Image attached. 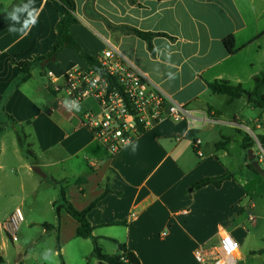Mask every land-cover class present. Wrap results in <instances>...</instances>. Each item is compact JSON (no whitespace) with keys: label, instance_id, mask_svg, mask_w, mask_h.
Masks as SVG:
<instances>
[{"label":"crops","instance_id":"1","mask_svg":"<svg viewBox=\"0 0 264 264\" xmlns=\"http://www.w3.org/2000/svg\"><path fill=\"white\" fill-rule=\"evenodd\" d=\"M26 2L0 0V182L1 175L2 180L8 176L13 185L8 199L0 202V264H46L42 244L51 237L53 257L64 264L66 247L79 239L78 224L63 209L57 219L53 203L59 194L52 181L60 184L77 211L100 199L87 220L108 256H121L119 243L140 264H198L196 248L217 246L222 233L244 240L253 224L250 215L244 219L245 209L254 207L253 192L246 191L248 174L260 175L242 163L240 150L264 109L245 98L213 94L207 84L226 81L243 89L253 84L254 89L255 78L264 79V58L259 61L248 52L254 46L257 54L264 50V0H73L77 24L70 34L85 53L97 60L108 44L113 46L170 103L190 112L184 119L152 126L115 155L81 124V116L95 110L94 102L77 104L79 110L68 108L56 102L50 89L47 72L60 79L88 66L74 51L63 49L55 62L36 63L29 79L21 81L17 64L50 51L63 15L56 0H33L39 9L36 25L27 35L9 32L7 13ZM129 29L162 36L152 38L150 52ZM229 37L234 39L233 54L225 47ZM236 105L257 111L250 126L228 111ZM196 139L202 159L194 154ZM33 166L45 178H36ZM224 174L231 177L219 188L191 190L201 179ZM106 188L110 193L104 195ZM28 200L25 214L22 208ZM11 203L23 216L15 243L5 229L14 212ZM42 205L48 219L31 217ZM83 241L93 250L90 239ZM261 251L252 254L264 257ZM241 256L238 251L237 259ZM92 257L98 264L93 252Z\"/></svg>","mask_w":264,"mask_h":264},{"label":"built area","instance_id":"2","mask_svg":"<svg viewBox=\"0 0 264 264\" xmlns=\"http://www.w3.org/2000/svg\"><path fill=\"white\" fill-rule=\"evenodd\" d=\"M97 62L98 70L90 66L74 68L60 79H55L51 72L46 75L58 104L68 107L65 102L69 105L73 101L76 104L94 102L95 110L85 112L81 124L112 155L128 148L152 126L190 115L183 107L170 103L146 76L124 61L113 46L108 44ZM200 145L199 140L193 141L198 159L203 158ZM22 221V213L16 209L5 224L13 243L17 242V230ZM253 221L248 217V222ZM238 251V242L225 232L220 235L217 246L197 247L194 259L198 264H237Z\"/></svg>","mask_w":264,"mask_h":264},{"label":"trees","instance_id":"3","mask_svg":"<svg viewBox=\"0 0 264 264\" xmlns=\"http://www.w3.org/2000/svg\"><path fill=\"white\" fill-rule=\"evenodd\" d=\"M60 7L63 10V15L59 19L56 24V38L53 43L50 51L44 55L37 58H34L31 62H22L18 63L17 66L20 68L22 77L21 81L25 82L30 77V70L33 65L36 63H50L55 62L57 55L63 49H69L74 51L80 59H82L88 66L98 70V62L95 58L91 57L87 53H85L76 42V40L70 34V27L77 24V19L74 16L75 13V4L73 0H56ZM130 3H133V0H129ZM130 33L138 37L139 39L146 42L148 49L150 52L153 51L151 46V40L153 37L162 36V34H152V33H144L137 30H128ZM164 36V35H163ZM225 47L230 54L234 53V39L233 37L227 38L225 41ZM255 86L252 91H246L242 88L241 85H231L226 81H214L212 83H208V89L217 95H226L231 99H239L245 98L249 103H251L255 108L264 109V96L260 94V88L264 87V79L259 80L255 78L254 80ZM258 142L262 149H264V136L257 137ZM18 144L24 149V141L22 136L18 133ZM253 146L252 140L243 139L242 148L244 150H248ZM218 147V145L216 146ZM26 156L32 157L31 153L26 151ZM248 169L255 172V170L248 164ZM256 173V172H255ZM231 177L230 174H224L222 176L213 177V178H205L201 179L198 182L194 183L191 186V190L197 191L206 186H213L215 188H219L221 184L228 180ZM264 178V177H262ZM52 184L58 188V200L53 203V208L56 214L57 219L59 218V212L63 209L77 224L78 227L76 229V237L79 239L87 240L90 239L93 246V254L99 262L105 264H140L136 256L127 251L126 246L122 244H118L120 251L122 252L121 256L113 257L108 256L102 253L97 239L92 236L93 228L90 226L87 215L88 213L96 207L97 202L100 200H96L95 202L88 205L82 211H77L73 208V206L66 200L65 192L62 187H60L59 183L53 182ZM110 193V189L106 188L104 195ZM103 195V196H104ZM102 197V196H101ZM100 197V198H101ZM44 227H47L44 225ZM260 254H264V251L259 252ZM63 264V263H62Z\"/></svg>","mask_w":264,"mask_h":264},{"label":"rangeland","instance_id":"4","mask_svg":"<svg viewBox=\"0 0 264 264\" xmlns=\"http://www.w3.org/2000/svg\"><path fill=\"white\" fill-rule=\"evenodd\" d=\"M264 45V43H262ZM252 54V56L256 57L257 59L264 58V50H262L260 53L258 52V49L254 46L250 51H248ZM255 66H258V63H255ZM244 89L251 90L253 89V84H245ZM262 96H264V87L261 88ZM231 111L233 115H236L243 123H246L250 126V120L255 118V115L257 111H253L249 108H241L236 105V107H233ZM229 113V112H228ZM231 114V115H232ZM252 133L249 134V138L252 140L253 150L254 154L256 155V158L259 160V165L262 170H264V149L261 148L260 143L258 142L257 137L258 136H264V116H258L252 126H250ZM244 132V131H243ZM245 133V132H244ZM236 137V135H235ZM236 150L237 147H236ZM241 152V160L242 163L248 162L247 161V150H240ZM14 174L13 171H11L10 175ZM9 175V174H7ZM1 175V182H0V190L5 191L6 193L3 195V192H0V202L2 203L3 197L8 199V189L13 190L12 188V182L9 181L8 176L3 177L2 180ZM36 178H41L39 175H35ZM248 185L246 186L247 193L253 192L252 201L254 204L253 209H245V217L244 219L247 220L248 215L252 216L254 218V222H252V226L249 229V234L244 240L239 239V251L241 252L242 256L237 260V264H264V257L259 256L258 253L255 255L252 254V251H257L259 249H264V178L261 176H257L255 174H248ZM20 188V186H18ZM249 191V192H248ZM18 192V190H17ZM19 194V192H18ZM8 201V200H6ZM248 202V200L243 201V205H245ZM0 203V205H1ZM29 203L30 200L27 201L26 207L22 208V212L26 214L27 210L29 209ZM43 206V205H42ZM18 207V206H16ZM19 208V207H18ZM39 213H31V217L34 219H48V212L44 209ZM11 211H15L14 205L11 203L10 208ZM9 210V211H10ZM54 214L50 213V218H53ZM1 217V213H0ZM41 217V218H40ZM21 230V225L19 227ZM20 230L18 234H20ZM43 251H46L48 249H51V252L53 251V248L55 246V241L51 237V242L46 241V243L42 244ZM39 252V248H35V253ZM92 247L89 242H85L80 239H76L75 244H70L66 247V256L62 257L65 261L64 264H93L95 262L94 258L92 257ZM61 262V259L59 257H53V254L51 256V259L46 260V264H58ZM33 262H30L29 264H32ZM28 264V263H27ZM98 264H100L98 262Z\"/></svg>","mask_w":264,"mask_h":264},{"label":"clouds","instance_id":"5","mask_svg":"<svg viewBox=\"0 0 264 264\" xmlns=\"http://www.w3.org/2000/svg\"><path fill=\"white\" fill-rule=\"evenodd\" d=\"M26 16L23 21H21V17ZM38 16H39V9L34 7L33 0H27L26 3L19 4L15 6L10 12L7 13V18L12 22V24L9 26V32L16 33L19 32L22 35H27L30 29L36 25L38 22ZM15 25H20L19 28H17ZM68 104V107L71 108L72 106L76 107L77 110H79L78 105L75 101L69 105L68 102H65ZM52 252L51 249L46 250L43 253V258L45 260L51 259Z\"/></svg>","mask_w":264,"mask_h":264},{"label":"water","instance_id":"6","mask_svg":"<svg viewBox=\"0 0 264 264\" xmlns=\"http://www.w3.org/2000/svg\"><path fill=\"white\" fill-rule=\"evenodd\" d=\"M247 160H248V164L255 170V172L257 174H259L260 176H264V170L261 169V167L258 163V160H257L255 154L253 153L252 149L247 150ZM31 170L35 174L39 175L40 177L45 178L44 173H42V171L40 170L39 167L33 166V167H31Z\"/></svg>","mask_w":264,"mask_h":264}]
</instances>
